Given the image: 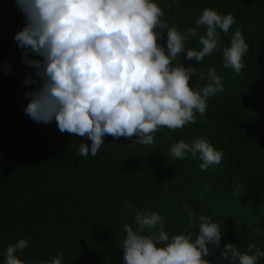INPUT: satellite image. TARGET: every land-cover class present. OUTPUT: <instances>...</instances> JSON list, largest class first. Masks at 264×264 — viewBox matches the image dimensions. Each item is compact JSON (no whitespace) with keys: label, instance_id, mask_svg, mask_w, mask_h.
I'll return each mask as SVG.
<instances>
[{"label":"trees","instance_id":"16d2710c","mask_svg":"<svg viewBox=\"0 0 264 264\" xmlns=\"http://www.w3.org/2000/svg\"><path fill=\"white\" fill-rule=\"evenodd\" d=\"M157 2L163 19L181 32L205 8L231 13L235 23L229 34L221 32V42L229 44L242 29L249 45L244 68L240 74L224 68L222 52L202 63L184 61L205 76L210 67L222 75L224 91L208 99L203 117L176 130L159 129L151 146L133 143L135 137L105 136L97 155L82 157L79 145L90 140L61 133L55 120L36 123L25 114L31 70L14 39L25 16L16 0H0V264L6 247L21 238L29 241L18 253L26 264L58 254L63 264H124L123 225L132 223L137 208L160 213L171 234L198 231L190 227L189 212L197 225L200 215L218 222L221 245L210 246L212 264H231L220 257L226 242L242 252L249 244L264 249V0H179L171 8L172 0ZM160 42L166 43V34ZM199 46L189 41L188 47ZM205 83L197 75L190 86ZM201 136L223 151L219 164L202 171L198 155L169 157L173 143Z\"/></svg>","mask_w":264,"mask_h":264},{"label":"clouds","instance_id":"9594fccd","mask_svg":"<svg viewBox=\"0 0 264 264\" xmlns=\"http://www.w3.org/2000/svg\"><path fill=\"white\" fill-rule=\"evenodd\" d=\"M25 16L24 27L14 39L22 49V63L31 75L25 84L24 112L36 123L55 120L61 133L86 137L78 155H97L105 136L132 138L151 146L161 128L176 130L204 116L208 99L224 91L222 75L210 67L207 75L184 61L202 63L213 52H222L224 68L240 74L249 45L237 28L230 43L222 45L221 32L229 34L235 23L231 13L205 8L194 26L179 31L163 19L157 0H16ZM179 4L172 0L166 7ZM205 31L201 34L200 29ZM166 34V43H161ZM197 40L199 47H188ZM183 54V61L178 57ZM4 71H10L6 65ZM199 75L206 83L190 86ZM197 155L207 171L219 164L223 151L207 138L191 143L180 139L171 145L169 157ZM128 208H132L129 202ZM190 227L198 231L171 234L164 217L148 208H137L132 223L123 225L124 264H212L210 246L220 247L221 226L207 215L189 212ZM255 231L259 232L257 227ZM29 246L27 238L6 247L3 264H26L18 256ZM220 257L231 264H258L264 249L253 244L242 252L226 242ZM37 264H63V255Z\"/></svg>","mask_w":264,"mask_h":264}]
</instances>
